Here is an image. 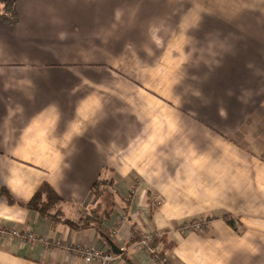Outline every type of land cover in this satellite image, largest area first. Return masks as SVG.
<instances>
[{
	"label": "crops",
	"instance_id": "0c3cea01",
	"mask_svg": "<svg viewBox=\"0 0 264 264\" xmlns=\"http://www.w3.org/2000/svg\"><path fill=\"white\" fill-rule=\"evenodd\" d=\"M5 2L18 22L0 17V225L50 244L0 235V264H98L66 243L155 264L134 245L147 231L174 264H264V0ZM44 184L65 218L101 225L1 195L28 202Z\"/></svg>",
	"mask_w": 264,
	"mask_h": 264
},
{
	"label": "trees",
	"instance_id": "16d2710c",
	"mask_svg": "<svg viewBox=\"0 0 264 264\" xmlns=\"http://www.w3.org/2000/svg\"><path fill=\"white\" fill-rule=\"evenodd\" d=\"M4 12L0 13L1 19L6 24H16L18 22V17L13 11V4L11 2L4 3ZM97 183L95 184V186ZM94 186V187H95ZM93 187V188H94ZM1 195L6 199L9 204H18L30 210L37 211L41 216L50 218L53 222H63L69 225L72 228H87L92 225L98 226L101 225L102 219L99 215H97L93 219H79L77 221L65 218L61 209L58 208V205L62 202L61 196L49 185L44 184L33 196V198L28 202H22L17 200L7 189H1ZM223 219L227 221V223L235 228V230L240 231L239 227L241 225V221L239 218L234 217L230 214H225ZM100 228V227H99ZM163 242V250H165L166 238L162 235L160 238H157L154 243ZM162 250V251H163ZM164 252V251H163Z\"/></svg>",
	"mask_w": 264,
	"mask_h": 264
},
{
	"label": "built area",
	"instance_id": "2783aa9c",
	"mask_svg": "<svg viewBox=\"0 0 264 264\" xmlns=\"http://www.w3.org/2000/svg\"><path fill=\"white\" fill-rule=\"evenodd\" d=\"M123 219L124 217L121 218V220ZM204 223H205L204 221H190V222L185 223L183 228L189 231L190 230L197 231V230L202 229ZM0 235L2 236L11 235V236L20 237L22 239H27V240L28 239L38 240L40 242L46 243L47 245L50 244L49 239L47 237L38 238L32 232H27L23 234L16 229H12L9 231L1 227V225H0ZM160 237H161V234L159 232L147 231L143 233L142 237L139 240L135 241L134 245L137 248L147 250L154 257L155 264H174L171 261V259H169L168 257L165 256L164 258H161L159 256L160 243H154V241ZM57 244L59 245L60 243L57 242ZM63 248L65 249L66 252L81 255L86 263L97 262L98 264H109L113 259V255L111 253H108L90 244L80 245L78 243H66L63 245Z\"/></svg>",
	"mask_w": 264,
	"mask_h": 264
},
{
	"label": "rangeland",
	"instance_id": "374dc122",
	"mask_svg": "<svg viewBox=\"0 0 264 264\" xmlns=\"http://www.w3.org/2000/svg\"><path fill=\"white\" fill-rule=\"evenodd\" d=\"M111 183H109V181H105V180H102L100 182L97 183V185L94 187L93 189V197L94 198H102V202L103 203V206H105L106 204V207L107 209L111 207V202H112V189H111ZM101 203L99 204V207H101ZM98 211V210H96ZM97 213L95 214H91L89 213L88 215H83V218L82 219H93V217L95 218L97 215ZM195 221H204V219L202 220H195ZM206 221V220H205ZM190 222V221H188ZM187 223V222H185ZM184 223V224H185ZM183 224V226H184Z\"/></svg>",
	"mask_w": 264,
	"mask_h": 264
},
{
	"label": "water",
	"instance_id": "95a60500",
	"mask_svg": "<svg viewBox=\"0 0 264 264\" xmlns=\"http://www.w3.org/2000/svg\"><path fill=\"white\" fill-rule=\"evenodd\" d=\"M110 244L112 245L113 251L118 252L117 249H116V246L114 245V243L110 242Z\"/></svg>",
	"mask_w": 264,
	"mask_h": 264
}]
</instances>
